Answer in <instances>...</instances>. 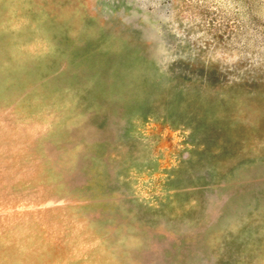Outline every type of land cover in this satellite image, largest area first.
Returning a JSON list of instances; mask_svg holds the SVG:
<instances>
[{
    "label": "rangeland",
    "instance_id": "rangeland-1",
    "mask_svg": "<svg viewBox=\"0 0 264 264\" xmlns=\"http://www.w3.org/2000/svg\"><path fill=\"white\" fill-rule=\"evenodd\" d=\"M0 264H264V0H0Z\"/></svg>",
    "mask_w": 264,
    "mask_h": 264
}]
</instances>
